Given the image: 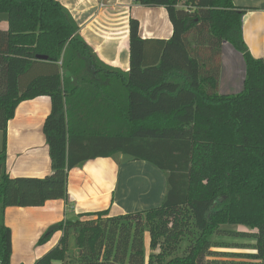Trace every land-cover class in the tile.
<instances>
[{"label":"trees","instance_id":"obj_1","mask_svg":"<svg viewBox=\"0 0 264 264\" xmlns=\"http://www.w3.org/2000/svg\"><path fill=\"white\" fill-rule=\"evenodd\" d=\"M133 2L163 6L172 34L142 38L130 18L124 71L97 56L58 0H0L8 15L0 26V264H11L6 207L65 200L69 170L114 153L164 173L161 203L61 220L58 244L33 264H264V58L244 43L246 8L233 0ZM223 40L246 65L234 95L217 92ZM42 95L51 103L43 134L52 171L10 177L7 123L19 103ZM215 236L248 238L252 252L216 250L227 244Z\"/></svg>","mask_w":264,"mask_h":264},{"label":"crops","instance_id":"obj_2","mask_svg":"<svg viewBox=\"0 0 264 264\" xmlns=\"http://www.w3.org/2000/svg\"><path fill=\"white\" fill-rule=\"evenodd\" d=\"M58 1L70 12L79 33L97 56L124 71L129 69L130 18L139 21L142 38L168 39L172 34L163 6H144L133 0ZM233 2L246 8L241 32L247 49L254 57L264 58V0ZM5 21H0L1 27L6 26ZM245 74L242 53L231 42L223 40L218 94L240 93L244 89ZM50 108V98L45 95L22 101L16 107L6 128L5 165L10 177L43 178L51 173L43 134V122ZM124 155L97 157L69 170L65 200H48L37 207H6L3 220L11 230V264H33L57 245L62 230L42 244L37 242L48 227L66 218H79L80 214L106 209L115 215L158 206L165 194L164 174L147 161L123 158ZM148 244L149 237L145 234L146 254L150 252Z\"/></svg>","mask_w":264,"mask_h":264},{"label":"rangeland","instance_id":"obj_3","mask_svg":"<svg viewBox=\"0 0 264 264\" xmlns=\"http://www.w3.org/2000/svg\"><path fill=\"white\" fill-rule=\"evenodd\" d=\"M1 144H2V136L0 133V153H1ZM124 156L125 157H123V158H130L128 155H124ZM156 170H157V172H162V171H160V169H156ZM163 181H164V187H165V180L163 179ZM49 228L50 227H48L44 233H46ZM230 228L235 229L236 226H231ZM58 230L59 229L53 230L52 234ZM215 239L219 242H223V243L227 244V247L221 248V249L218 248L216 250H219L222 252L224 251V252H235V253L252 252L251 246L254 242L248 238L237 237V236H215ZM70 245H71V247H73V241H70ZM235 260H237V258H235Z\"/></svg>","mask_w":264,"mask_h":264},{"label":"water","instance_id":"obj_4","mask_svg":"<svg viewBox=\"0 0 264 264\" xmlns=\"http://www.w3.org/2000/svg\"><path fill=\"white\" fill-rule=\"evenodd\" d=\"M8 18V15L6 13H0V21H3V20H7ZM39 59H46V56H38ZM69 221L73 222L75 220H77V216H72L70 218H68ZM59 228V224H54L52 226H50V228L47 230L46 233H51L53 232V230L55 229H58Z\"/></svg>","mask_w":264,"mask_h":264}]
</instances>
